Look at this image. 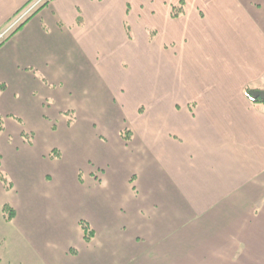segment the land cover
<instances>
[{"label": "crops", "instance_id": "obj_1", "mask_svg": "<svg viewBox=\"0 0 264 264\" xmlns=\"http://www.w3.org/2000/svg\"><path fill=\"white\" fill-rule=\"evenodd\" d=\"M31 1L0 0V31ZM119 1L53 0L0 47V173L11 185L0 182V264H264V113L244 96L246 87H264V0L163 3L160 36L170 38L157 50L162 86L179 112L150 98L153 115L133 133L144 136L149 165L134 183L106 176L90 183L93 192L77 191L58 177L56 147L40 145L56 134L46 113L52 85L74 93L71 135L89 114L93 89L126 81L119 59L107 74L92 65L100 53L119 52L105 33ZM180 1L183 17L172 19ZM127 14L119 7V25ZM157 35L150 30L147 41ZM171 40L181 47L169 49ZM4 205L15 211L11 222ZM74 210L81 216L70 220ZM80 221L92 229L90 241Z\"/></svg>", "mask_w": 264, "mask_h": 264}, {"label": "rangeland", "instance_id": "obj_2", "mask_svg": "<svg viewBox=\"0 0 264 264\" xmlns=\"http://www.w3.org/2000/svg\"><path fill=\"white\" fill-rule=\"evenodd\" d=\"M170 1L172 0H122L110 9L114 14L108 23L109 29L105 33L115 38L118 43L116 49L119 48V52L115 56L100 53L94 58L92 65L100 69L99 72L103 70L107 74L114 69L119 59L120 65L125 70L126 81L119 80L120 85L116 87L93 89L97 95L88 108L89 114L79 120L78 129H75L71 135H69L70 130L65 127L67 126L66 121L73 119L71 110H74L72 108L77 103L74 93L67 91L64 84L52 85L49 88L50 97L47 102L49 107L46 113L54 123L56 134L52 132L50 137L42 135L39 143L42 147H56L54 148L61 156V161L58 162V165H61L57 169L60 175L58 177L69 185L73 181L74 189L77 191L93 192L94 185L90 183L106 176L130 177L131 183H134V177L144 173L149 165L144 136L136 135L135 140L141 139V143L136 140V144L133 133L135 131L140 133L146 127L147 112L153 115V111L148 107L150 98L157 100L156 105L160 103L161 109L168 108L172 112L178 109L177 104L174 103L176 97L171 94L172 90H167L162 86L166 72L161 70L160 53L157 51L162 46L166 48L167 39L170 38L165 39L160 36V30L164 27L160 13L164 6L163 3ZM119 7H122L123 11L127 9L128 12L123 16L120 25ZM32 11L34 9L30 12ZM182 14L178 17H183ZM123 23L131 28L134 39L131 45H127L123 41L124 36H121L123 35ZM172 23L177 26L176 22ZM184 24L187 25L185 20L180 24V29L183 30ZM152 29L158 34L153 45L147 41L148 32ZM177 30L178 28L175 27L173 31ZM171 41L174 43L168 46L169 49L177 50L181 47L176 40ZM262 84L264 85V82ZM75 89L77 90L78 87ZM154 106L152 104V107ZM126 130L129 131L128 134L125 133ZM70 137L72 140L86 139L87 141L86 144L82 142V145L69 144L67 139ZM88 139H93L94 144L92 145ZM95 140H97L96 143ZM80 216L81 213L74 210L70 215V220ZM14 249L11 246L9 254L13 252L15 256ZM0 258H2L1 252Z\"/></svg>", "mask_w": 264, "mask_h": 264}, {"label": "trees", "instance_id": "obj_3", "mask_svg": "<svg viewBox=\"0 0 264 264\" xmlns=\"http://www.w3.org/2000/svg\"><path fill=\"white\" fill-rule=\"evenodd\" d=\"M51 1H53V0H46L42 5H40V7L37 8V10L32 15L37 13L40 9L45 7ZM183 7H184V5H183L182 1H180L177 6L172 7L171 12H170L171 18L172 19L178 18V16L180 14H182V12H183ZM31 16L28 19H26L23 23L19 24L12 31L9 38L12 37L14 34H16L26 24V22L31 18ZM124 29L126 31V34L128 36H130L129 26L124 25ZM1 46H2V44H0V47ZM4 89H5V85L0 84V93L3 92ZM244 96L252 105L258 106L260 108V110L264 113V89L254 88V87H246L244 89ZM1 131H3V118L2 117H0V132ZM125 133L128 134L129 131L126 130ZM50 157L51 158H58L59 152L57 150L52 151L50 154ZM0 182L3 184L5 189H10V186H11L10 183L7 181V179L1 173H0ZM2 212H3V218L6 222H11L13 220V218L15 216V211L11 207L4 205L2 207ZM79 227H80V230L82 232V236H83L84 241H90L93 238V231L89 227V225L83 221H80Z\"/></svg>", "mask_w": 264, "mask_h": 264}, {"label": "built area", "instance_id": "obj_4", "mask_svg": "<svg viewBox=\"0 0 264 264\" xmlns=\"http://www.w3.org/2000/svg\"><path fill=\"white\" fill-rule=\"evenodd\" d=\"M45 0H36L35 2H33V4L31 6H29V8H27L24 12L20 13L19 15H17L15 17V19L2 31H0V43L4 42L5 39L9 36V34L11 33V31L20 23H22V21L25 20V18L31 13L30 11L32 9L37 8L39 5H41Z\"/></svg>", "mask_w": 264, "mask_h": 264}]
</instances>
